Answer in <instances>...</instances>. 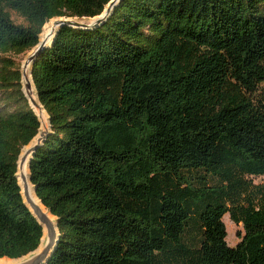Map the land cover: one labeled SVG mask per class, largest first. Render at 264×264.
Returning a JSON list of instances; mask_svg holds the SVG:
<instances>
[{
  "label": "trees",
  "instance_id": "obj_1",
  "mask_svg": "<svg viewBox=\"0 0 264 264\" xmlns=\"http://www.w3.org/2000/svg\"><path fill=\"white\" fill-rule=\"evenodd\" d=\"M110 1L0 0V259L42 239L16 177L40 124L8 55ZM31 77L51 127L29 163L59 232L46 264H264V0H123L61 27Z\"/></svg>",
  "mask_w": 264,
  "mask_h": 264
},
{
  "label": "water",
  "instance_id": "obj_2",
  "mask_svg": "<svg viewBox=\"0 0 264 264\" xmlns=\"http://www.w3.org/2000/svg\"><path fill=\"white\" fill-rule=\"evenodd\" d=\"M122 1L123 0H111L109 2V4L105 7L102 14L99 16H96L94 18H82V20H78L79 18H66V17L56 18L54 20V22H55L54 27L55 28L58 27L59 29L63 26L71 27L74 29H80V30L95 29V28L99 27L100 25H102L109 18V16L112 14L113 10ZM86 19L89 22H87ZM44 26L41 29V33L43 31ZM40 35H39L38 44L36 45V47H34L30 51L29 55L26 56V58L24 60V65L21 67V71H20L21 76H22V81H21V84L23 87L22 91H23L27 101H28V98L26 95V91L31 90V83H29V81H26V83H24V81H23L24 79L27 80V74H26L27 68L29 67L30 64H33L35 58L39 55V53H41L47 47V41L40 42ZM55 35H56V33L54 34V36ZM30 76H31V74H30ZM31 79H32V77H31ZM36 97L38 100L37 93H36ZM38 102H39V100H38ZM28 103H29L30 108L33 110V107L29 101H28ZM40 106H41V104H40ZM33 112H34V110H33ZM35 115H36V113H35ZM38 121H39L40 127H39L37 135L34 137V139L26 147L23 148V150L21 151V154L19 156L18 168H17V174H16L17 180L19 178V176H18L19 171L24 170L25 164L27 162L28 179L30 182L29 163H30L31 159L33 158L37 149L42 145L43 141L50 134L51 127H50V123H49V118H48V124L47 125L45 124L44 121L41 122L39 120V118H38ZM18 184L21 188V195H22L24 204L26 205V207L29 209V211L31 212L33 217L37 220L40 227L42 228V239H41V243H40L37 250H35L34 252H32V253L28 254L27 256L20 258L18 260H11V261H15V262L10 263V264H46L48 262V260L50 259V257L52 256V254L54 253V251L56 249L57 242H58L59 232L57 229V221H55V218L53 216H51V214L46 210V212L51 217L54 218V221L49 219L47 217V215H45L43 213V211L37 205H35V203L31 199L29 193L27 192L26 187L23 186L24 190L22 189L23 188L22 183H20L19 180H18ZM33 192L35 194V187H33ZM6 264H8V263H6Z\"/></svg>",
  "mask_w": 264,
  "mask_h": 264
},
{
  "label": "bare ground",
  "instance_id": "obj_3",
  "mask_svg": "<svg viewBox=\"0 0 264 264\" xmlns=\"http://www.w3.org/2000/svg\"><path fill=\"white\" fill-rule=\"evenodd\" d=\"M89 22V21H87ZM54 20L48 22L45 24L43 31L40 35V42H44L47 41V46H50L54 34L58 31V27L55 28L54 27ZM24 65V60L21 63V67ZM31 69H32V64L29 65V67L27 68L26 74H27V80H23L24 83H26V81H29V83H31V90L30 91H26V95L28 98V101L30 102V104L33 107L34 112L36 113L37 117L39 118V120L41 122H45V124H48V116L46 114V112L44 111V109L40 106L37 97H36V90L34 87V84L32 83V79H31ZM18 180L20 183H22V187L25 186L27 189V192L29 193L31 199L33 200V202L35 203V205H37L45 215H47V217L51 220L54 221V218L51 217L45 210V208L42 206V204L38 201L37 197L35 196L34 192H33V187L31 185V183L29 182L28 179V168H27V162L25 164V168L23 171H19L18 173ZM24 190V187L22 188ZM15 261H11V260H3L0 259V264H10V263H14Z\"/></svg>",
  "mask_w": 264,
  "mask_h": 264
},
{
  "label": "rangeland",
  "instance_id": "obj_4",
  "mask_svg": "<svg viewBox=\"0 0 264 264\" xmlns=\"http://www.w3.org/2000/svg\"><path fill=\"white\" fill-rule=\"evenodd\" d=\"M10 16H11V20L13 21L15 25H26L25 20L22 17H20L17 13L10 11ZM52 20H55V19H52ZM78 20H82V19H78ZM29 53L30 52L20 55V56L11 54V55H8V57H10L12 60H14L17 63H20L21 65V63L23 62V60H25L26 56L29 55ZM247 180L252 182L255 185L261 184L263 181L262 178H247ZM223 223L226 227V232H227L226 242L229 247L234 248L240 242L239 235H243L242 225H235L234 223H232L230 221L229 215H225L223 217ZM3 260H9V259H3Z\"/></svg>",
  "mask_w": 264,
  "mask_h": 264
}]
</instances>
